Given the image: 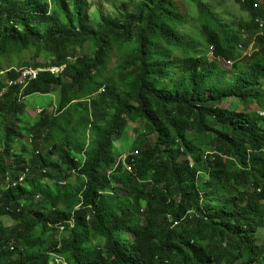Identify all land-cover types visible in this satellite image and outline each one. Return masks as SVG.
I'll list each match as a JSON object with an SVG mask.
<instances>
[{
	"label": "trees",
	"instance_id": "trees-1",
	"mask_svg": "<svg viewBox=\"0 0 264 264\" xmlns=\"http://www.w3.org/2000/svg\"><path fill=\"white\" fill-rule=\"evenodd\" d=\"M77 1L0 0V264H264L262 0H233L249 17L237 24L206 0ZM65 63L60 78L9 84ZM51 94L46 106L25 102Z\"/></svg>",
	"mask_w": 264,
	"mask_h": 264
},
{
	"label": "rangeland",
	"instance_id": "rangeland-1",
	"mask_svg": "<svg viewBox=\"0 0 264 264\" xmlns=\"http://www.w3.org/2000/svg\"><path fill=\"white\" fill-rule=\"evenodd\" d=\"M179 1V0H178ZM260 1V0H259ZM206 2L215 10V12L227 23H239L241 21H248L249 17L247 14L243 13L240 11L238 5L233 1V0H206ZM263 3H260L264 6V0L262 1ZM99 4H101V0L99 2ZM185 5V6H184ZM183 9H181L182 13H186V8L187 4H182ZM104 8L105 10H107L108 12L115 14L117 9H122L120 2L117 3V7L115 9H113L108 3H104ZM191 9V6H189V10ZM191 13V12H190ZM196 28V24H193L191 26L186 25L184 27V30H188L185 31V36H186V40H188L189 35L192 31H194V29ZM191 30V31H190ZM188 32V33H187ZM187 33V34H186ZM193 33V32H192ZM189 34V35H188ZM199 40V38L197 39ZM254 46V42L251 44ZM243 52L248 53L249 49L245 50V47H241ZM208 55L211 56V53L209 52ZM183 58L182 54L180 51H174L173 53V59L176 60L177 62L181 61ZM118 57L116 55H114V57L112 58L110 64H109V68L110 71L112 70L114 64L116 63ZM10 59H7L4 61V64L8 63L7 61ZM222 65L226 68V69H231L232 64L227 65L224 61L221 62ZM3 74V73H2ZM49 96V97H48ZM47 97L45 96H37V97H28L25 102L28 105H32V106H46L51 102L56 101V95H48ZM1 98V97H0ZM40 98V99H39ZM47 99V100H46ZM28 100V101H27ZM46 100V101H45ZM32 101V102H31ZM37 101V102H36ZM44 102V104H43ZM43 104V105H42ZM224 108H232V109H237L238 108V101H234V100H230L227 101V103L224 104ZM28 110L30 111L31 114H29L30 116L34 117L36 115V109H34V107L31 109L28 108ZM133 126L130 125L126 135H124V137L121 140H118V142H115V146L118 150H129V146H130V141L134 139V134H133ZM128 170V168H126ZM204 181V179H203ZM259 234L258 236H261L260 240H261V244L264 243V228L259 230Z\"/></svg>",
	"mask_w": 264,
	"mask_h": 264
},
{
	"label": "bare ground",
	"instance_id": "bare-ground-1",
	"mask_svg": "<svg viewBox=\"0 0 264 264\" xmlns=\"http://www.w3.org/2000/svg\"><path fill=\"white\" fill-rule=\"evenodd\" d=\"M63 1H64V0H63ZM96 1H97V0H96ZM40 2H41V1H39V3H40ZM77 2H79V0H78ZM92 2H93V1H92ZM92 2H91V3H92ZM97 2H98V1H97ZM99 2H100V1H99ZM105 2H106V1H105ZM137 2H138V1H137ZM75 3H76V1H75ZM101 3H102V2H101ZM129 4H130V3H129ZM185 4H186V3H185ZM54 5H55V4H54ZM122 5H123V4H122ZM133 5H134V4H133ZM184 6H185V5H184ZM84 7H85V6H84ZM97 7H98V6H97ZM94 8H95V7H94ZM138 8H139V7H138ZM124 9H125V8H124ZM136 9H137V8H136ZM87 11H88V10H87ZM95 11H96V10H95ZM119 12H120V11H119ZM139 12H140V11H139ZM177 13H178V12H177ZM85 14H86V13H85ZM85 14H84V15H85ZM127 14L130 15V13H127ZM131 14L133 15L134 13H131ZM139 14H140V13H139ZM124 15H125V14H124ZM132 15H131V16H132ZM169 15H170V14H169ZM171 15H172V14H171ZM173 15H174V13H173ZM8 16H9V15H8ZM10 16H11V15H10ZM133 16H134V15H133ZM136 16H137V15H136ZM140 16H141V15H140ZM167 16H168V15H167ZM167 16H166V17H167ZM12 17H13V16H12ZM26 17L28 18V16H26ZM30 17H31V16H30ZM63 17H64V16H63ZM137 17H138V16H137ZM172 17H173V16H172ZM9 18H10V17H9ZM9 18H8V19H9ZM15 18H16V17H15ZM139 18H140V17H139ZM169 18H170V17H169ZM217 18H218V17H217ZM59 19H60V18H59ZM18 20H19V19H18ZM125 20H126V19H125ZM170 20L172 21V19H170ZM170 20H169L168 22H170ZM163 21H164V18H163ZM166 21H167V20H166ZM12 22H13V21H12ZM172 22H173V21H172ZM253 22H254V21H253ZM61 23H62V22H61ZM164 23H165V22H164ZM174 23H175V22H174ZM174 23H173V24H174ZM173 24H172V25H173ZM175 24L177 25V23H175ZM10 25H11V24H10ZM62 25H63V24H62ZM160 25H162V24H160ZM255 25H256V24H255ZM73 26H75V25H73ZM99 26H100V25H99ZM163 26L165 27V24H164ZM170 26H171V25H170ZM257 26H259V25H257ZM33 28H34V27H33ZM58 28H59V27H58ZM64 28H65V27H64ZM258 28H259V27H258ZM42 29H43V28H42ZM52 29H53V28H52ZM61 29H62V28L59 29V32H61ZM63 30H64V29H63ZM92 30H93V29H92ZM178 30H179V28H178ZM178 30H176V31L178 32ZM93 31H94V30H93ZM93 31H92V32H93ZM179 31H180V30H179ZM186 31H188V30H186ZM190 31H191V30H190ZM54 32H55V31H54ZM95 32H96V31H95ZM192 32H193V31H192ZM192 32H191V33H192ZM55 33H56V32H55ZM182 33H183V31H182ZM184 33H185V32H184ZM187 33H188V32H187ZM187 33H186V34H187ZM191 33H190V34H191ZM178 34H179V32H178ZM53 35H54V34H53ZM55 35H56V34H55ZM188 35H189V34H188ZM199 35H200V34H198V36H199ZM50 36H51V35H50ZM192 36H193V35H192ZM55 37H56V36H55ZM202 38H203V37H202ZM202 38H200V40H201ZM48 39H49V37H48ZM49 40H50V39H49ZM34 45H35V44H34ZM34 45H33V46H34ZM35 46L38 47V46H40V45H38V46L35 45ZM35 46H34L33 48H35ZM43 47H44V46H43ZM43 47H42V48H43ZM28 48H29V47H28ZM40 49H41V48H40ZM40 49H38V50H40ZM170 49H171V48H170ZM172 49H173V48H172ZM32 50H33V49H32ZM115 50H116V49H115ZM251 50H252V48H251ZM20 52H23V51H20ZM17 53H18V52H17ZM25 53H26V52H25ZM27 53H28V52H27ZM112 53H113V52H112ZM19 54H20V53H19ZM32 54H33V52H32ZM113 54H115V53H113ZM15 55H16V52H15ZM22 55L24 56V54H22ZM29 55H30V53H29ZM23 56H22V57H23ZM14 57H15V56H14ZM20 57H21V56H20ZM34 57H35V56H34ZM26 59H27V58H26ZM16 60H17V59H16ZM17 62H18V60H17ZM29 62H30V61H29ZM18 63H19V62H18ZM10 65H11V64H10ZM19 65H21V64L19 63ZM13 66H15V65H13ZM16 66H17V65H16ZM8 67H9V66H8ZM8 67H7V68H8ZM21 67H22V66H21ZM8 69H9V68H8ZM2 70H4V69H2ZM13 70H14V69H13ZM21 70H22V69H21ZM13 72H14V71H13ZM18 73H19V72H18ZM46 73H47V72H46ZM46 73H45V74H46ZM5 74H6V72H5ZM2 75H3V74H2ZM43 75H44V74H43ZM257 75H258V74H257ZM41 76H42V75H41ZM259 76H260V75H259ZM0 78H1V77H0ZM11 78H12V77H11ZM13 78H14V77H13ZM252 78H253V77H252ZM5 79H6V78H5ZM1 80H2V79H1ZM0 84H1V83H0ZM31 84H32V82H31ZM31 84H30V85H31ZM4 85H5V84H4ZM7 85H8V84H7ZM3 87H4V86H3ZM251 87H252V86H251ZM13 88H14V87H13ZM27 88H28V87H27ZM248 89H249V88H248ZM26 90H27V89H26ZM101 90H102V89H101ZM53 92H56V91H53ZM56 93H58V92H56ZM51 95H52V94H51ZM58 95H59V94H58ZM5 97H6V96H5ZM29 97H30V96H29ZM45 97H47V96H45ZM48 97H49V96H48ZM17 98H18V96H17ZM17 98H16V99H17ZM39 99H40V98H39ZM0 100H1V99H0ZM46 100H47V99H46ZM46 100H45V101H46ZM20 101H21V100H20ZM27 101H28V100H27ZM14 102H15V101H13V104H14ZM31 102H32V101H31ZM36 102H37V101H36ZM20 104H21V103H20ZM43 104H44V102H43ZM43 104H42V105H43ZM241 104H242V103H241ZM241 104H240V105H241ZM23 105H24V104H23ZM39 105H40V104H39ZM17 106H18V105H17ZM31 106H32V105H31ZM34 107H35V106H34ZM240 107H241V106H240ZM32 108H33V107H32ZM19 109H21V107H20ZM30 109H31V108H30ZM240 110H241V109H240ZM240 110H239V111H240ZM237 111H238V110H237ZM19 112H22V110L19 111ZM25 113H26V112H25ZM237 113H238V112H237ZM23 114H24V113H23ZM39 115H40V114H39ZM39 115H38V116H39ZM40 116H41V115H40ZM44 117H45V116H44ZM27 118H28V117H27ZM17 119H18V118H17ZM21 119H22V118H21ZM21 119H20V120H21ZM29 119H30V118H29ZM32 119H33V118H32ZM38 119H39V118H38ZM13 120H14V119H13ZM20 120H19V121H20ZM22 120H24V118H23ZM22 120H21V121H22ZM27 120H28V119H26L25 122H26ZM41 120H42V119H41ZM4 121H5V120H4ZM30 121H31V120H30ZM38 121H39V120H38ZM5 122H7V121H5ZM9 122H10V121H8V123H9ZM40 122H41V121H40ZM24 124H25V123H24ZM27 124H30V122H29V123L27 122ZM27 124H25V125H27ZM37 124H39V122H38ZM22 125H23V124H22ZM22 125H21V126H22ZM8 126H9V124H8ZM21 126H20V128H21ZM23 126H24V125H23ZM28 126H29V125H28ZM13 127H14V126H13ZM29 127H30V126H29ZM53 127H54V126H53ZM24 128H25V127H24ZM30 128H31V127H30ZM12 129H13V128H12ZM12 129H11V130H12ZM21 129H23V128H21ZM18 130H19V129H18ZM25 130H26V128H25ZM53 130H54V129H53ZM14 131H16V130L14 129L13 132H14ZM41 131H42V130H41ZM43 131H44V130H43ZM48 131H49V130H48ZM51 131H52V130H51ZM55 131H56V130H54V132H55ZM18 132H19V131H18ZM30 132H32V131L30 130ZM8 133H9V132H8ZM23 133H26V132H23ZM27 133H28V132H27ZM32 133H33V132H32ZM38 133H39V131H38ZM49 133L52 134V132H50V131H49ZM55 133H56V132H55ZM28 134H29V133H28ZM40 134H41V133H40ZM40 134H39V135H40ZM51 134H50V135H51ZM53 134H54V133H53ZM1 135H2V134H1ZM5 135H6V134H5ZM7 135H8V134H7ZM20 135H21V134H20ZM24 135H26V134H24ZM37 135H38V134H37ZM2 136H3V135H2ZM16 136H17V135H16ZM8 137H9V136H8ZM8 137H7L6 139H8ZM29 137H30V136H29ZM49 137H50V136H49ZM49 137L47 136V138H49ZM43 138H44V137H43ZM44 139H45V138H44ZM34 140H35V139H34ZM41 140H42V138H41ZM41 140H40V141H41ZM2 141H3V140H2ZM25 141H26V140H25ZM35 141H36V140H35ZM35 141H33V142H35ZM40 141H39V142H40ZM26 142H27V141H26ZM39 142H38V143H39ZM43 142H45V141H43ZM43 142H42V143H43ZM0 143H1V142H0ZM2 143H3V142H2ZM32 144H33V143H32ZM7 146H8V145H6V146L4 145V147H7ZM7 148H8V147H7ZM37 148H40V146L37 147ZM8 149H9V148H8ZM57 149H59V148H58V147H57L56 149L54 148V150H57ZM9 150H10V149H9ZM9 150H8V151H9ZM25 150H26V149H25ZM37 150H38V149H37ZM39 150H41V149H39ZM85 150H86V149H85ZM21 151H22V150H21ZM0 152H1V151H0ZM6 152H7V150L5 151V153H6ZM13 152H14V151H13ZM40 152H41V151H40ZM40 152H39V153H40ZM49 152H50V151H49ZM83 152H84V151H83ZM256 152H257V151H256ZM2 153H4V152L2 151ZM14 153H15V152H14ZM29 153H30V152H29ZM29 153H28V155L32 156V154H29ZM32 153H33V152H32ZM39 153H38V154H39ZM221 153H222V152H221ZM57 154H58V153H57ZM127 154H128V153H127ZM0 155H1V154H0ZM41 155H42V154H41ZM84 155H85V154H84ZM134 155H135V154H134ZM59 156H60V155H59ZM127 156H128V155H127ZM261 156H263V155H261ZM32 157H34V156H32ZM53 157H54V156H53ZM80 157H82V156L80 155ZM80 157H78V158H80ZM117 157H119V156H117ZM117 157H116V158H117ZM237 157H238V156H237ZM7 158H8V157H7ZM34 158H35V157H34ZM61 158H62V157H61ZM116 158H115V159H116ZM39 159H41V158H39ZM58 159H59V158H58ZM83 159H84V158H83ZM126 159L128 160V158H126ZM126 159H125V160H126ZM129 159H130V156H129ZM235 159H236V158H235ZM44 160H45V157H44ZM50 160H51V159H50ZM59 160H60V159H59ZM78 160H79V159H78ZM42 161H43V160H42ZM61 161H62V160H61ZM79 161H80V160H79ZM116 161H117V160H116ZM128 161H129V160H128ZM39 162H41V160H40ZM45 162H46V161H45ZM56 162H57V161H56ZM124 162H125V161H124ZM237 162H238V161H237ZM3 163H4V161H3ZM35 163H36V161H35ZM43 163H44V162H43ZM54 163H55V162H54ZM81 163H82V162H81ZM114 163H115V162H114ZM41 164H42V163H41ZM46 164H47V163H46ZM51 164H52V163H51ZM57 164H59V163H57ZM79 164H80V162H79ZM125 164H126V163H125ZM42 165H44V164H42ZM42 165H41V166H42ZM63 165H64V164H63ZM77 165H78V164H77ZM39 166H40V165H39ZM112 166H113V165H112ZM117 166H118V165H117ZM123 166H124V165H123ZM123 166H122V167H123ZM57 167H58V166H57ZM61 167H63V166H60V168H61ZM77 167H78V166H77ZM79 167H80V166H79ZM84 167H85V166H83V168H84ZM124 167H125V166H124ZM124 167H123V168H124ZM241 167H242V166H241ZM37 168L39 169L38 166H37ZM40 168H42V167H40ZM46 168H47V167H46ZM58 168H59V167H58ZM83 168H82V169H83ZM27 169H28V168H27ZM82 169H81V170H82ZM245 169H246V168H245ZM29 170H30V169H29ZM55 170H56V169H55ZM55 170H53V172H54ZM7 171H8V170H7ZM24 171H25V170H24ZM59 171H61V170H59ZM12 172H13V170H12ZM26 172H27V171H26ZM36 172H37V171H36ZM36 172H35V173H36ZM128 172H129V171H128ZM130 172H131V171H130ZM57 173H58V172H57ZM61 173H62V172H61ZM76 173H78V172H76ZM103 173H105V172H103ZM103 173H102V174H103ZM108 173H109V172H108ZM48 174H49V173H48ZM111 174H112V172H111ZM4 175H5V174H4ZM4 175H3V176H4ZM9 175H10V174H9ZM27 175H28V174H27ZM32 175H33V173H32ZM38 175H39V174H38ZM38 175H37V176H38ZM59 175H60V174H59ZM73 175H74V174H73ZM13 176L17 177L18 175L16 176L15 174H13ZM24 176H25V175H24ZM29 176H30V174H29ZM29 176H28V178H29ZM40 176H41V175H40ZM50 176H51V175H50ZM74 176H75V175H74ZM20 177H21V176H20ZM41 177H43V176H41ZM45 177H46V176H45ZM45 177H44V178H45ZM48 177H49V176H48ZM51 177H52V176H51ZM56 177H57V176H56ZM69 177H70V176H69ZM13 178H14V177H13ZM33 178H34V177H33ZM73 178H74V177H73ZM11 179H12V178H11ZM18 179H19V177H18ZM36 179H38V178H36ZM39 179H41V178H39ZM32 180H33V179H32ZM41 180H42V179H41ZM58 180H59V179H58ZM67 180H68V179H67ZM7 181H8V180H7ZM13 181H15V180H13ZM17 181H18V180H17ZM29 181H30V180H29ZM29 181H28V182H29ZM34 181H35V180H34ZM55 181H56V180H55ZM69 181H70V180H69ZM72 181H73V180H72ZM30 182H31V181H30ZM41 182H44V181H41ZM45 182H47V181H45ZM25 183H26V182H25ZM69 183H70V182H69ZM47 184H48V183H47ZM31 185H32V182H31ZM65 185H66V184H65ZM1 187H2V186H1ZM67 187H68V186H67ZM65 188H66V187H65ZM21 189H22V188H21ZM59 189H60V188H59ZM69 189H70V187H69ZM2 190H3V189H2ZM2 190H1L0 192H2ZM260 190H261V189H260ZM26 191H27V190H26ZM26 191H25V192H26ZM65 191H66V190H65ZM70 191H71V189H70ZM257 191H258V189H257ZM20 192H21V191H20ZM68 192H69V191H68ZM2 193H3V192H2ZM33 193H34V192H33ZM4 194H6V193H4ZM25 195H26V197L28 196V194H25ZM29 195H30V194H29ZM30 196H31V195H30ZM59 196H60V195H58L57 198H58ZM21 197H22V196H21ZM65 197H66V196H65ZM28 198H30V197H28ZM59 198H61V197H59ZM63 198H64V197H63ZM247 198H248V197H247ZM3 199H4V198H3ZM25 199H26V198H25ZM47 199H48V198H47ZM65 199H66V198H65ZM66 200H68V199H66ZM243 200H244V198H243ZM251 200H252V199H251ZM2 201H3V200H2ZM2 201H0V202H2ZM41 201H42V200H41ZM45 201H46V200H45ZM21 202H22V201H21ZM242 202H243V201H242ZM244 202H245V201H244ZM14 203L17 204V202H14ZM19 203H20V202H19ZM23 203H24V202H23ZM23 203H22V204H23ZM2 204H3V202H2ZM7 205H8V204H7ZM23 205H24V204H23ZM45 205H46V204H45ZM258 206H259V205H258ZM5 207H6V206H5ZM8 207H10V206H8ZM251 207H252V206H251ZM0 208H1V206H0ZM20 208H21V207H20ZM20 208H19V209H20ZM23 208H24V207H23ZM82 208H83V207H82ZM258 208H259V207H258ZM10 209H11V208H10ZM21 209H22V208H21ZM27 209H28V208H27ZM29 209H30V208H29ZM77 210H78V209H77ZM1 211H2V210H1ZM83 211H84V210H83ZM8 212H9V211H8ZM13 212H14V211H13ZM15 213H16V212H15ZM25 213H26V212H25ZM9 214H10V213H9ZM9 214H8V215H9ZM13 214H14V213H13ZM19 214H20V213H19ZM26 214H27V213H26ZM82 214H83V213H82ZM191 214H192V213H191ZM8 215H7V216H8ZM11 215H12V214H11ZM17 215H18V214H17ZM17 215H16V217H19V215H18V216H17ZM21 215H22V214H21ZM24 216H25V215H24ZM87 216H88V215H87ZM243 216L245 217V215H243ZM243 216H242V217H243ZM20 218H21V217H20ZM22 218H23V216H22ZM234 218H235V217H234ZM261 218H262V217H261ZM12 219H13V217L11 218V220H12ZM16 219H17V218H16ZM255 219H256V218H255ZM19 220H20V219H19ZM41 220H43V218H41ZM242 220H243V219H242ZM37 221H38V220H37ZM237 221H238V220H237ZM263 221H264V220H263ZM247 222H248V221H247ZM249 222H250V221H249ZM253 222H254V221H253ZM8 223L10 224V222H8ZM8 223L6 222V224H8ZM208 223H209V222H208ZM257 223H258V222H257ZM9 224H8V225H9ZM243 224H244V222H243ZM250 224H252V223H250ZM258 224H260V223H258ZM10 225H12V224H10ZM30 225H31V224H30ZM230 225H231V224H230ZM44 226L46 227V225H44ZM231 226H232V225H231ZM213 227H214V226H213ZM246 227H247V226H246ZM10 228H11V227H10ZM49 228H50V227H49ZM8 229H9V228H8ZM8 229H7V230H8ZM32 229H33V228H32ZM253 229H254V228H253ZM30 230H31V227H30ZM46 230H47V229H46ZM70 230H71V229H70ZM70 230H69V231H70ZM247 230H248V229H247ZM249 230H250V228H249ZM4 231H6L5 228H4ZM47 231H48V230H47ZM47 231H46V232H47ZM51 231H52V229H51ZM214 231H215V230H214ZM43 232H45V228H44V231H43ZM225 232H226V231H225ZM4 233H5V232H4ZM184 234H185V232H184ZM97 235H98V234H97ZM4 236H5V235H4ZM6 236H7V235H6ZM212 236H213V235H212ZM232 236H233V235H232ZM116 237H117V236H116ZM233 237H235V235H234ZM80 239H81V238H80ZM112 239H113V238H112ZM112 239H111V240H112ZM120 239L122 240V238H120ZM227 239H228V238H227ZM227 239H226V240H227ZM89 240H90V239H89ZM117 240H118V239H117ZM123 240H124V239H123ZM87 241H88V240H87ZM94 241H95V240H94ZM112 241H113V240H112ZM115 241H116V240H115ZM229 241H230V240H229ZM88 242H89V241H88ZM88 242H87V243H88ZM113 242H114V241H113ZM118 242H119V241H118ZM121 242H122V241H121ZM90 243H91V242H90ZM115 243H117V242H115ZM122 243H123V242H122ZM220 244H221V243H220ZM232 244L234 245V242H233ZM114 245H115V244H114ZM116 245H117V244H116ZM216 245H217V244H216ZM83 246H84V245H83ZM98 246H99V245H98ZM124 246H125V245H124ZM124 246H123V247H124ZM219 246H220V245H219ZM222 246H223V245H222ZM227 246H229V245H227ZM86 247H87V246H86ZM101 247H103V246H101ZM115 247H116V246H115ZM120 247H121V246H120ZM129 247H130V246H129ZM132 247H133V246H132ZM98 248H100V247H98ZM107 248H108V247H107ZM138 248H139V247H138ZM110 249H111V248H110ZM118 249H119V248H118ZM131 249H133V248H131ZM134 249H135V248H134ZM205 249H206V248H205ZM217 249H218V246H217ZM258 249H259V248H258ZM92 250H94V248H93ZM96 250H98V249H96ZM105 250H106V249H105ZM113 250H114V248L112 249V251H113ZM120 250H121V249H120ZM124 250H125V249H124ZM124 250H123V251H124ZM129 250H130V249H129ZM209 250H210V249H209ZM227 250H228V249H227ZM227 250H226V251H227ZM232 250H233V249H232ZM260 250H261V249H260ZM21 251H22V250H21ZM102 251H104V250H102ZM126 251H127V250H126ZM135 251H136V250H135ZM206 251H207V250H205V252H206ZM211 251H212V250H211ZM104 252H106V251H104ZM104 252H103V253H104ZM113 252H115V251H113ZM116 252H117V251H116ZM132 252H133V250H132ZM229 252H230V251H229ZM15 253H16V252H15ZM100 253H101V252H100ZM207 253H208V252H207ZM213 253H214V252H213ZM213 253H212V254H213ZM225 253H226V252H225ZM225 253H224V254H225ZM95 254H97V252H96ZM98 254H99V253H98ZM98 254H97V255H98ZM112 254H113V253H112ZM127 254H128V253H127ZM133 254H134V253H133ZM133 254H132V255H133ZM227 254H228V253H227ZM99 255H100V254H99ZM101 255H102V253H101ZM108 255H111L110 252H109ZM116 255H118V254H116ZM225 255H226V254H225ZM237 255H238V254H237ZM120 256H121V255H120ZM128 256H129V255H128ZM140 256H142V255H140ZM189 256H190V255H189ZM203 256H204V255H203ZM212 256H213V255H212ZM262 256H263V255H262ZM56 257H57V255H56ZM103 257H104V256H103ZM110 257H111V256H110ZM117 257H119V256H117ZM125 257H126V256H125ZM137 257H138V256H137ZM207 257H208V255H207ZM228 257H230L229 254H228ZM228 257H227V258H228ZM237 257H238V256H237ZM65 258H66V257H65ZM98 258H99V257H98ZM111 258H112V257H111ZM111 258H110V259H111ZM120 258H121V257H120ZM224 258H225V257H224ZM231 258H232V257H231ZM262 258H263V257H262ZM99 259H100V258H99ZM128 259H129V258H128ZM133 259L135 260V258H133ZM138 259H139V258H138ZM141 259H142V257H141ZM145 259H146V258H145ZM203 259H206V258H203ZM208 259H209V258H208ZM228 259H229V258H228ZM228 259H227V261H228ZM232 259L234 260L235 257L232 258ZM60 260H61V259H60ZM68 260H69V259H68ZM206 260H207V259H206ZM210 260H212V259H210ZM260 260H261V259H260ZM109 261H110V260H109ZM119 261H120V260H119ZM136 261H137V260H136ZM143 261H145V260H143ZM214 261H215V260H214ZM219 261H220V260H219ZM229 261H231V259H230ZM67 262H68V261H67ZM106 262H107V261H106ZM120 262H123V261H120ZM131 262H132V261H131ZM134 262H135V261H134ZM177 262H178V261H177ZM211 262H212V261H211ZM221 262H222V260H221ZM256 262H257V261H256ZM65 263H66V260H65ZM68 263H69V262H68ZM68 263H67V264H68ZM179 263H181V262H179ZM179 263H178V264H179ZM202 263H204V261H203ZM205 263H206V262H205ZM233 263H234V262H232V264H233ZM69 264H70V263H69ZM71 264H72V263H71ZM124 264H125V262H124ZM138 264H139V263H138ZM175 264H176V263H175ZM188 264H190V263H188ZM209 264H210V263H209ZM213 264H214V262H213ZM220 264H221V263H220ZM225 264H226V261H225ZM228 264H229V263H228ZM245 264H246V263H245Z\"/></svg>",
	"mask_w": 264,
	"mask_h": 264
},
{
	"label": "built area",
	"instance_id": "built-area-1",
	"mask_svg": "<svg viewBox=\"0 0 264 264\" xmlns=\"http://www.w3.org/2000/svg\"><path fill=\"white\" fill-rule=\"evenodd\" d=\"M263 28H264V23L260 24V34H262V35H264V31L262 30ZM69 58H71V56ZM230 64L231 63L229 62L228 65H230ZM68 65H69L68 63H65L61 66L28 67V68H25V69L20 71L21 76H20V79L18 81L17 80L12 81L9 84L20 86L24 90L29 86V84L32 81L38 79L39 75L44 73V72L51 73L56 78L62 77ZM38 111H41V109H38ZM122 157L124 160L126 159L125 155ZM122 157L120 158L121 162H122ZM23 179H24V177L20 178L19 182H22ZM7 186L10 187L11 184H8ZM61 231H63V229H61ZM48 264H65V263L62 260L53 259V261L51 260Z\"/></svg>",
	"mask_w": 264,
	"mask_h": 264
},
{
	"label": "clouds",
	"instance_id": "clouds-1",
	"mask_svg": "<svg viewBox=\"0 0 264 264\" xmlns=\"http://www.w3.org/2000/svg\"><path fill=\"white\" fill-rule=\"evenodd\" d=\"M258 114H259V115H263V113H262V112H258ZM50 261H51V260H50Z\"/></svg>",
	"mask_w": 264,
	"mask_h": 264
},
{
	"label": "crops",
	"instance_id": "crops-1",
	"mask_svg": "<svg viewBox=\"0 0 264 264\" xmlns=\"http://www.w3.org/2000/svg\"><path fill=\"white\" fill-rule=\"evenodd\" d=\"M262 1H263V0H262ZM36 97H37V96H36ZM36 106H39V105H36ZM40 107H42V106H40ZM28 113L31 114L29 110H28Z\"/></svg>",
	"mask_w": 264,
	"mask_h": 264
}]
</instances>
